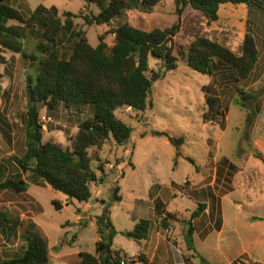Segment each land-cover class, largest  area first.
<instances>
[{
    "label": "trees",
    "instance_id": "16d2710c",
    "mask_svg": "<svg viewBox=\"0 0 264 264\" xmlns=\"http://www.w3.org/2000/svg\"><path fill=\"white\" fill-rule=\"evenodd\" d=\"M19 1L0 0V98L4 95L2 68L10 62L7 55H19L30 61L32 71L26 76L27 103L23 118L25 153L0 161V191L20 195L33 185L48 186L64 194L68 206L70 202L88 204L93 186L105 180V164L100 157L94 159L92 150H100L109 143L123 147L130 140L132 128L118 119L116 112L122 108L138 112L153 109L155 84L178 68L175 38L187 12L197 13L209 24L219 20L220 8L228 4L246 5L252 14L264 12V0H175L178 21L172 27L146 31L125 23L111 29L115 36L112 47L105 41V35L99 37V44L94 47L86 32L75 27L76 18L83 19L88 26L111 27L113 21L127 12L150 13L165 0H91L99 7V13L78 16L71 12L59 15L57 8L44 5L32 10L25 2L22 8ZM31 35L37 41V51L29 54L26 41ZM179 56L193 71L216 76L224 86H231L237 94L235 104L246 113L247 127L254 126L261 112L259 101L264 97V82L257 88L250 87L260 61L257 38L250 27L238 52L208 37L198 36L187 49H180ZM151 59L158 63L159 69L151 68ZM205 100L214 118L223 116L226 109L219 97L206 94ZM60 105L92 111V117L79 125L71 150L45 141L42 111H54ZM0 130L7 135L1 126ZM152 136L172 140L164 132L153 131ZM177 143L178 146L182 144L181 141ZM132 148L129 157H124L120 165L127 161L134 168ZM256 156L263 159L260 153ZM188 160L195 164L192 159ZM236 169L233 165L232 170ZM124 177L122 172L120 178ZM120 202L122 197L117 182L111 202H102V213L96 217L99 240L95 252L67 256L64 262L121 264L123 257L134 259L114 248L118 231L111 218V209ZM55 205L62 209L58 202ZM165 208L164 203L156 201V216L162 218V225L169 229V220L174 219V215H166ZM204 209L205 205L199 204L191 215V225ZM151 227V220H141L130 236L142 243L149 239ZM0 231L8 240H19L23 244L19 254L1 260L0 264H51L49 241L33 219H22L12 210H0ZM193 231L192 227L190 235ZM139 259L146 262L142 254Z\"/></svg>",
    "mask_w": 264,
    "mask_h": 264
},
{
    "label": "rangeland",
    "instance_id": "374dc122",
    "mask_svg": "<svg viewBox=\"0 0 264 264\" xmlns=\"http://www.w3.org/2000/svg\"><path fill=\"white\" fill-rule=\"evenodd\" d=\"M24 2L32 10L40 5L55 7L59 15L71 12L78 16L89 12L98 14L100 11L91 0H20V7L23 8ZM177 21L175 0H165L150 13L127 12L113 21L111 27L88 26L81 18L75 19V27L86 32L92 46L96 47L99 37L105 35V41L112 47L115 36L111 29L125 23L151 31L172 27ZM248 27L256 36L260 50V61L253 77L255 81L250 85L257 88L264 82V12L252 14L246 5L228 4L220 8L219 20L210 24L197 13L187 12L181 31L175 38L178 68L155 84L153 109L146 112L131 108L118 110L117 118L132 128L130 140L123 147L109 143L102 149L91 152L94 159H102L107 172L104 182L93 186L92 199L89 202L92 209H86L87 204L77 202H70L68 206V198L64 194L48 186L33 185L27 193L20 195L11 191H0V210H12L22 219L39 217L38 221L49 241L51 264H68L63 258L80 252H95L99 235L94 218L101 215L102 202H111L113 189L118 182L122 202L114 204L111 209V218L118 231L114 248L131 256L144 251L145 241L137 242L131 238L130 233L139 221L151 220V242L155 245L158 243L157 231H161L163 238L173 246L169 255L174 260L181 256L178 251L189 252L184 243L187 237L184 241L183 238L187 234L184 230H189L190 225L185 223L191 216L190 212L195 211L198 206L190 198V189L211 182L217 167L221 176L224 164L231 163L245 169L238 184H246V178H255L252 182L260 187L264 200V97L259 101L261 112L254 126L249 128L246 125V113L235 104L237 94L234 89L224 86L216 76H205L193 71L179 56L180 49H187L198 36L208 37L238 52ZM36 43L32 35L26 41L29 54L37 51ZM7 57L10 62L2 68L4 95L0 98V126L7 131L6 135L0 130L1 162L12 156L21 157L25 153L23 118L27 103L26 76L32 71L30 61L19 55L8 54ZM151 68L159 69L154 59H151ZM206 94L221 99L226 110L219 119L214 118L209 111ZM43 117L47 118V123L44 124L45 141H53L64 149L71 150L79 125L92 117V111L89 108L68 109L60 105L54 111L44 109L41 121ZM153 131L164 132L172 140L152 136ZM144 135L146 138H142ZM177 141L182 144L178 146ZM243 141L248 143L255 154L242 149ZM131 148L134 168L127 161L120 165L124 157H129ZM257 153L262 154L263 159L258 158ZM188 159H192L195 164ZM97 163L95 160V164ZM225 170L223 176H226V181L231 175ZM122 172L125 173L124 178H120ZM98 174L101 176L100 172ZM153 180L161 186L160 195L168 204L166 207L174 212V219L169 220V229H165L161 223L162 218L157 217L153 211L149 197ZM172 183L175 185L172 186ZM222 187L226 191L232 185ZM55 202L60 204L61 210L56 207ZM83 219H87L85 223ZM197 247H206L212 255L223 259L220 254L225 249L223 247V250H219L214 238L204 244L200 242ZM22 250L23 244L19 240L10 241L0 231V262L14 257ZM144 257L146 259L145 255ZM135 259L140 260L139 255ZM200 262L204 264L203 260ZM143 263L162 264L158 258L151 263L149 260Z\"/></svg>",
    "mask_w": 264,
    "mask_h": 264
},
{
    "label": "crops",
    "instance_id": "0c3cea01",
    "mask_svg": "<svg viewBox=\"0 0 264 264\" xmlns=\"http://www.w3.org/2000/svg\"><path fill=\"white\" fill-rule=\"evenodd\" d=\"M233 165L231 163L224 164L222 167L224 170L221 172L222 176L217 167L215 176L211 182L202 186H193L194 188L190 189L192 193L190 198H193L198 206L199 204L205 205V209L200 217L192 220V225L190 224L191 216L188 222L185 223L190 225V229L192 227L194 229L191 235L194 243V246L191 248L192 250L186 247L189 252L182 253L178 251L181 256L171 260L169 250L173 251V246L168 240L163 238L164 235L161 234V231H157L159 239L156 245L149 238L144 243V251H140L137 255L129 256L135 258L142 254L146 256L147 262L149 260L151 263L158 258L162 264H201L200 260H203L204 264H264L263 196L261 195L260 187L255 186L252 182L255 178H246L244 179L246 184H238V180L244 175L246 170L237 166V172H235L232 170ZM246 165H249V162H246ZM225 169L231 175L226 178V181V176H223L226 171ZM155 181L153 180L149 194L153 204V211H155V202L157 200H160L166 206L168 205L162 200L160 195L161 186L156 184ZM228 184L232 185V187L223 191L222 185ZM174 185L172 183V186ZM175 196L177 195L175 194ZM86 209H92L89 203ZM193 212H190L191 215ZM173 213L167 207L165 208L166 215ZM38 218L34 216L32 219L41 227ZM219 218H221V223L218 229ZM91 225L93 226L94 223ZM190 229L184 230L187 234L184 236L183 241L190 235ZM166 232H169V230H166ZM213 238L217 241L219 250H223V247L225 249L222 251L223 254H220L223 259L212 255L206 247L201 249L197 247L200 242L204 244Z\"/></svg>",
    "mask_w": 264,
    "mask_h": 264
},
{
    "label": "water",
    "instance_id": "95a60500",
    "mask_svg": "<svg viewBox=\"0 0 264 264\" xmlns=\"http://www.w3.org/2000/svg\"><path fill=\"white\" fill-rule=\"evenodd\" d=\"M242 149L245 151V152H250L251 154H255V151L253 149H251L249 146H248V143L246 141H243L242 142ZM87 219H83V223L86 222ZM185 244H186V247L188 249H191L193 246H194V243H193V240H192V236L191 235H188L187 236V239L185 241Z\"/></svg>",
    "mask_w": 264,
    "mask_h": 264
},
{
    "label": "built area",
    "instance_id": "2783aa9c",
    "mask_svg": "<svg viewBox=\"0 0 264 264\" xmlns=\"http://www.w3.org/2000/svg\"><path fill=\"white\" fill-rule=\"evenodd\" d=\"M42 122L43 124H46L47 123V118L46 117H43L42 118ZM121 264H144L141 260H138V259H132V258H126V257H123L122 258V261H121Z\"/></svg>",
    "mask_w": 264,
    "mask_h": 264
}]
</instances>
